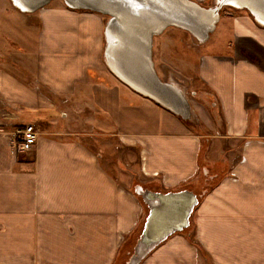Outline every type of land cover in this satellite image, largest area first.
Here are the masks:
<instances>
[{
    "label": "crops",
    "instance_id": "obj_1",
    "mask_svg": "<svg viewBox=\"0 0 264 264\" xmlns=\"http://www.w3.org/2000/svg\"><path fill=\"white\" fill-rule=\"evenodd\" d=\"M225 6L230 51H203L211 38L197 44L210 102L184 94L191 119L108 67L98 12L42 8L35 57L19 62L24 73L0 65V264H118L148 213L136 184L102 162L119 144L132 148L130 179L141 176L144 187L201 192L210 182L193 229L170 235L139 264H264V24ZM164 80L185 93L182 81ZM29 122L38 138L22 151L15 132Z\"/></svg>",
    "mask_w": 264,
    "mask_h": 264
},
{
    "label": "water",
    "instance_id": "obj_2",
    "mask_svg": "<svg viewBox=\"0 0 264 264\" xmlns=\"http://www.w3.org/2000/svg\"><path fill=\"white\" fill-rule=\"evenodd\" d=\"M10 1L19 10H27L25 12L34 11L50 2L19 0L21 5H16V0ZM228 1L214 0L209 6L195 0H64V3L73 9L109 13L105 40L109 26L115 42L109 47L108 58V46H105L104 59L108 67L135 89L190 119L188 102L180 88L174 84L176 81L160 80L156 74L150 50L151 27L160 22L178 23L189 28L199 39L206 38L222 7L229 5ZM236 2L237 5L231 6L247 9L258 22L264 24V0ZM204 173H207V169H204ZM135 192L147 204L148 213L125 264H139L170 235L189 227L192 213L206 188L201 192L188 187L162 191L136 184Z\"/></svg>",
    "mask_w": 264,
    "mask_h": 264
},
{
    "label": "rangeland",
    "instance_id": "obj_3",
    "mask_svg": "<svg viewBox=\"0 0 264 264\" xmlns=\"http://www.w3.org/2000/svg\"><path fill=\"white\" fill-rule=\"evenodd\" d=\"M58 6H66L64 0H52L34 11L25 12L15 7L10 0H0V65L4 63L3 66H10L14 72L21 70V72L24 73V69H21L22 67L19 66V62L25 63L35 57L36 53L33 56L32 51H36L37 41L40 39V11L43 7L54 8ZM223 8L228 9L229 6H223ZM97 14L101 16L102 22L105 25L108 21V15L102 13ZM216 25L217 29L212 32V37H210L211 40L208 43L209 45L204 47L203 51H208L210 53V50H212L215 54L229 52L228 40L232 38L233 34L231 20L225 14H222V17L217 21ZM47 34V31H43L41 39H46ZM197 44L195 37L188 31L176 26H170L163 35H156L154 37L153 60L155 68L162 79L173 77L182 81L187 98L189 97L194 103L198 104L202 98L206 104H209L210 100L206 97V94L209 95V93L205 89L207 86L204 81L200 79L196 71L197 61L199 59L196 49L199 45ZM4 52L6 54L8 53L9 64L3 57V54H5ZM29 65L30 64H28V66ZM196 100H198V102ZM205 103H202V108H207V111L210 112L209 105ZM191 114L193 117L194 112L192 111ZM207 133L210 134V132ZM119 146V149H115L113 146L110 153L103 156L102 162L104 165L114 175H121L125 183L129 186H134L137 183L146 186V181L141 176L130 179V166L127 162L129 159L126 157V154L129 155L132 148L128 146L124 147L120 144ZM124 173L128 174L129 177H127V179L124 177ZM191 224V228L189 227L187 230L193 229L192 221ZM141 225L142 223L136 230L135 236L140 231ZM134 240L136 241V239ZM132 242L133 239H131L130 235L123 246H121L120 252L123 253V258L119 259L118 264H123V262L126 261V254L130 248L133 250L131 246V244L133 245Z\"/></svg>",
    "mask_w": 264,
    "mask_h": 264
},
{
    "label": "bare ground",
    "instance_id": "obj_4",
    "mask_svg": "<svg viewBox=\"0 0 264 264\" xmlns=\"http://www.w3.org/2000/svg\"><path fill=\"white\" fill-rule=\"evenodd\" d=\"M52 0H50V2H51ZM214 1V0H213ZM229 3V5H231V4H236L237 5V2H236V0H230V1H228ZM15 3H16V5H21L20 3L21 2H19V0H16L15 1ZM25 10V9H24ZM81 10H87V9H81ZM112 10V9H111ZM25 11H27V10H25ZM89 11H92V10H89ZM93 12H98V13H102V14H106V15H108V19H109V13H106V12H102V11H100V10H96V11H93ZM219 15H220V13H219ZM218 15V18H217V21L219 20V16ZM217 21H216V23H217ZM216 23L213 25V27H212V31H210L209 32V35L206 37V38H202V39H199L198 37H196V35H195V33L194 32H192L191 30H189V28H187V27H185V26H181L180 24H178V23H168V22H165V23H161L160 22V24H157V25H153L152 27H151V30H152V36H151V38H150V43H151V45H150V50H151V54H152V56H151V59H152V63H153V66H154V68H155V65H154V60H153V43H154V37L156 36V35H160L161 33H163L165 30H167V28L168 27H170V26H176V27H178V28H180V29H184V30H186V31H188L193 37H195V39L197 40V43L198 44H201V43H204V42H206L209 38H210V36H211V33L215 30V28H216ZM106 24H107V22L105 23V25H104V37H105V26H106ZM110 29V30H109ZM113 32V31H112ZM113 42H115V38L113 37V35L111 34V28H109V26H108V29H107V36H106V44H105V46L107 45L108 46V50H107V58H108V53H109V47L111 46V43H113ZM105 50V49H104ZM155 71H156V74H157V76H158V78L160 79V80H164V79H162L161 77H160V75H159V73L157 72V70H156V68H155ZM124 81V80H123ZM125 83H127L126 81H124ZM163 82V81H162ZM128 85H130L129 83H127ZM174 84L178 87V88H180V90L182 91V93H183V95L185 94L184 93V91H183V89L177 84V83H175L174 82ZM131 86V85H130ZM132 88H134L133 86H131ZM135 89V88H134ZM137 90V89H136ZM137 91H139V90H137ZM140 92V91H139ZM142 93V92H141ZM144 94V93H143ZM144 95H146V94H144ZM148 96V95H147ZM150 97V96H149ZM185 97V96H184ZM189 112H191L192 113V111H189ZM189 117V116H188ZM144 223V222H143ZM143 223H142V227H143ZM142 227H141V230H142ZM141 230H140V232H141ZM140 234V233H139ZM138 237V236H137ZM137 239V238H136Z\"/></svg>",
    "mask_w": 264,
    "mask_h": 264
},
{
    "label": "built area",
    "instance_id": "obj_5",
    "mask_svg": "<svg viewBox=\"0 0 264 264\" xmlns=\"http://www.w3.org/2000/svg\"><path fill=\"white\" fill-rule=\"evenodd\" d=\"M189 111H191L190 106H189ZM189 117L191 119L192 117L191 112H189ZM15 134L18 136L17 145L19 150L22 151L31 150L37 142L38 131L35 124L32 122L24 123L22 127L16 130ZM245 159L246 157L244 155L240 157V161H244ZM155 174L158 175V172H155ZM228 177L234 181H237L239 179V175L237 171L234 169H231L229 171Z\"/></svg>",
    "mask_w": 264,
    "mask_h": 264
},
{
    "label": "trees",
    "instance_id": "obj_6",
    "mask_svg": "<svg viewBox=\"0 0 264 264\" xmlns=\"http://www.w3.org/2000/svg\"><path fill=\"white\" fill-rule=\"evenodd\" d=\"M207 183H208V184H207ZM209 184H210V182H209V181H208V182H206V183H205V186H204V188H206V189H207V186H206V185H208V186H209ZM190 189H191V188H190ZM190 225H191V224H190ZM190 225H189V227H190ZM141 227H142V225H141ZM189 227L185 228L183 231H188L187 229H189ZM140 230H141V229H140ZM139 232H140V231H139ZM139 232H138V233H139ZM137 235H138V234H137ZM137 235H136V237H135V238H137ZM190 235H191V234H190ZM125 242H126V241H125ZM125 242H124V243H125ZM133 242H134V241H133ZM133 242H132V243H133ZM194 242H195V243H196V245L199 247V249H200L201 251H203V250H202V248H201V246H200V244H199L198 242H196V241H194ZM122 246H123V245H122ZM131 246L133 247V245H132V244H131ZM121 248H122V247H121ZM131 250H132V249L130 248V249H129V252H127V253H128V254H130V253H131ZM205 255H206V254H205ZM206 256H207V255H206Z\"/></svg>",
    "mask_w": 264,
    "mask_h": 264
}]
</instances>
